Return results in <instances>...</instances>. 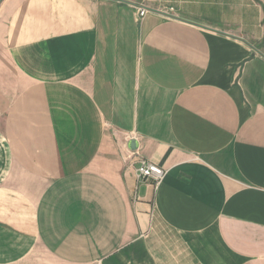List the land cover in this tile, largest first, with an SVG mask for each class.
Returning a JSON list of instances; mask_svg holds the SVG:
<instances>
[{"label":"crops","instance_id":"crops-1","mask_svg":"<svg viewBox=\"0 0 264 264\" xmlns=\"http://www.w3.org/2000/svg\"><path fill=\"white\" fill-rule=\"evenodd\" d=\"M0 264H264V0H2Z\"/></svg>","mask_w":264,"mask_h":264},{"label":"built area","instance_id":"built-area-1","mask_svg":"<svg viewBox=\"0 0 264 264\" xmlns=\"http://www.w3.org/2000/svg\"><path fill=\"white\" fill-rule=\"evenodd\" d=\"M2 0H0L1 3ZM148 12L147 8L145 7H140L139 8V17H144L146 15V13ZM164 13L168 14L167 16H170L172 18H177L178 16H176L174 13V9L173 8H169L167 10L163 11ZM174 16V17H173ZM129 137L127 138V142ZM129 153H131V157H133V159L136 161L137 163V167H136V177L138 181L141 182H147V181H154L156 184H159L162 182V180L164 179L165 175H166V171L155 165L154 163L148 161L147 159H144L142 157H139L138 155H136L134 150L129 149Z\"/></svg>","mask_w":264,"mask_h":264},{"label":"water","instance_id":"water-1","mask_svg":"<svg viewBox=\"0 0 264 264\" xmlns=\"http://www.w3.org/2000/svg\"><path fill=\"white\" fill-rule=\"evenodd\" d=\"M128 146L130 147L131 150L135 151V150H137L138 143H137V141L132 140V141L129 142Z\"/></svg>","mask_w":264,"mask_h":264}]
</instances>
